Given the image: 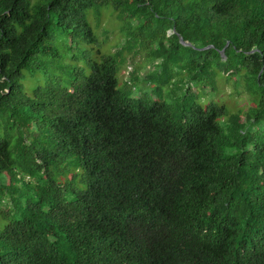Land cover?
<instances>
[{"label":"trees","instance_id":"trees-1","mask_svg":"<svg viewBox=\"0 0 264 264\" xmlns=\"http://www.w3.org/2000/svg\"><path fill=\"white\" fill-rule=\"evenodd\" d=\"M0 264H264V0H0Z\"/></svg>","mask_w":264,"mask_h":264},{"label":"rangeland","instance_id":"rangeland-1","mask_svg":"<svg viewBox=\"0 0 264 264\" xmlns=\"http://www.w3.org/2000/svg\"><path fill=\"white\" fill-rule=\"evenodd\" d=\"M90 21V18H89ZM91 24V21H90ZM92 25L95 28L100 44L102 46L101 51L104 53H113L117 49H119L124 44V37L120 32L121 22L118 20L117 16L113 14V11L110 8H105L103 10L102 16L98 24L92 19ZM125 64L120 68L119 78H120V86H123V82H132L131 75L134 73V77L136 80L135 86L136 90L134 93L144 94L149 92V88H145L143 82V76L152 69L150 63L146 60L143 54H136L135 56L132 54L124 53ZM89 59L97 60L95 58V52H90L88 55ZM83 60H80L82 65ZM52 68L46 69V72H53ZM38 81L42 83L44 81L43 73H40L38 76ZM180 77L176 78L170 84V88L174 92L172 97L164 96V99L169 103H173V99L179 97L187 88L185 86L184 81L181 82L179 80ZM25 92L30 94V91L34 87V83H31L30 79L27 77L22 81ZM195 87H198L195 85ZM140 88V89H139ZM194 88V85L191 87ZM199 88V87H198ZM197 89V88H196ZM139 91V92H138ZM200 91V90H199ZM206 90L205 92H207ZM166 89L164 93H167ZM215 102L219 105L226 106L228 112L230 114L239 113L241 117L244 119L246 114L250 111L253 106V98L249 95L245 81L241 78H237L234 81L227 82L223 77L216 78V91L209 92L204 96L201 102L203 105L208 102Z\"/></svg>","mask_w":264,"mask_h":264},{"label":"water","instance_id":"water-1","mask_svg":"<svg viewBox=\"0 0 264 264\" xmlns=\"http://www.w3.org/2000/svg\"><path fill=\"white\" fill-rule=\"evenodd\" d=\"M180 41H181V43H182L183 45H185V46H190V44H189L188 42H184V41H182V39H180Z\"/></svg>","mask_w":264,"mask_h":264}]
</instances>
